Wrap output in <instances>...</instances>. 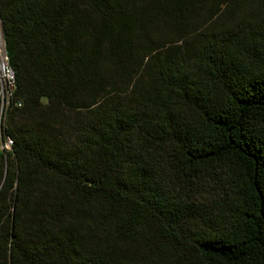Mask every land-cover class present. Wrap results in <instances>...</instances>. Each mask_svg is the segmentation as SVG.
<instances>
[{
	"label": "trees",
	"instance_id": "16d2710c",
	"mask_svg": "<svg viewBox=\"0 0 264 264\" xmlns=\"http://www.w3.org/2000/svg\"><path fill=\"white\" fill-rule=\"evenodd\" d=\"M0 264H264V0H0Z\"/></svg>",
	"mask_w": 264,
	"mask_h": 264
},
{
	"label": "built area",
	"instance_id": "2783aa9c",
	"mask_svg": "<svg viewBox=\"0 0 264 264\" xmlns=\"http://www.w3.org/2000/svg\"><path fill=\"white\" fill-rule=\"evenodd\" d=\"M16 90V78L13 69L9 64V58L5 48V42L0 25V103L1 110L9 107ZM6 148H10V140H7Z\"/></svg>",
	"mask_w": 264,
	"mask_h": 264
},
{
	"label": "rangeland",
	"instance_id": "374dc122",
	"mask_svg": "<svg viewBox=\"0 0 264 264\" xmlns=\"http://www.w3.org/2000/svg\"><path fill=\"white\" fill-rule=\"evenodd\" d=\"M4 147H6V144L1 143V141H0V150H2V148H4Z\"/></svg>",
	"mask_w": 264,
	"mask_h": 264
}]
</instances>
